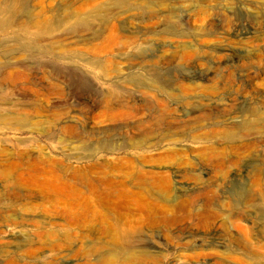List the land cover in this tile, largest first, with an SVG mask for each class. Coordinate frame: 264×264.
Listing matches in <instances>:
<instances>
[{"label":"rangeland","instance_id":"obj_1","mask_svg":"<svg viewBox=\"0 0 264 264\" xmlns=\"http://www.w3.org/2000/svg\"><path fill=\"white\" fill-rule=\"evenodd\" d=\"M25 2L0 0V264H264V0Z\"/></svg>","mask_w":264,"mask_h":264},{"label":"bare ground","instance_id":"obj_2","mask_svg":"<svg viewBox=\"0 0 264 264\" xmlns=\"http://www.w3.org/2000/svg\"><path fill=\"white\" fill-rule=\"evenodd\" d=\"M162 2V1H161ZM25 0H15V3H14V5L11 7V14L12 15H16V14H18V15H22L23 13H24V10H25ZM4 25H6V26H10L9 24L11 23V19H8V20H5V21H3L2 22ZM2 24V25H3ZM236 26V25H235ZM21 47L24 49V47H26V45L24 44V45H21ZM54 47V46H53ZM4 48L5 49H7V50H12L13 49V47L12 46H8V45H6V46H4ZM7 77H11V75H9V76H7ZM6 77V78H7ZM6 103H8V100H6L5 101ZM210 153H216V151H213V150H211V152ZM220 158V157H219ZM217 160V159H216ZM225 160H226V158H225ZM110 183V186L111 187H113V185H112V181L111 182H109ZM111 187H109L108 186V189L106 190V191H104V195L102 196V199L104 200V201H106V202H109L110 201V189H112ZM209 187V186H208ZM207 189V188H206ZM212 190V189H211ZM211 190H209L210 192H211ZM207 192V191H206ZM100 195H101V192H100ZM185 201V203L186 204H188L189 202H188V200H184ZM166 206V205H165ZM169 210H171V208H168L167 206L166 207H164V209L162 210V211H169ZM207 216H203V219L204 220H206L207 218H206Z\"/></svg>","mask_w":264,"mask_h":264}]
</instances>
